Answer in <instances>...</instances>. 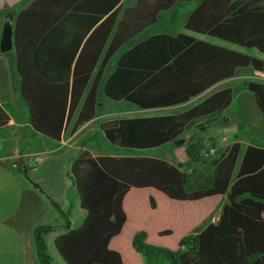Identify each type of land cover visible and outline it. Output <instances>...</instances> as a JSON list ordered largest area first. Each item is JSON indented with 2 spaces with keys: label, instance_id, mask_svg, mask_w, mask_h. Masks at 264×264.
<instances>
[{
  "label": "trees",
  "instance_id": "trees-1",
  "mask_svg": "<svg viewBox=\"0 0 264 264\" xmlns=\"http://www.w3.org/2000/svg\"><path fill=\"white\" fill-rule=\"evenodd\" d=\"M83 1L36 0L16 19L22 96L35 133L56 142L73 120L74 133L95 119L112 59L178 3L201 2L185 30L264 54V0H138L123 13L121 7L113 11L121 1L116 0L78 39L66 77L52 75L50 67L62 61H48V39ZM249 67L264 73V60L186 33L160 34L122 53L103 91L142 110L171 108ZM246 88L264 116V82L251 80ZM233 100L234 90L226 88L182 113L110 121L102 131L123 149H155L183 139L197 120L216 121ZM9 122L0 106V129ZM200 150L187 147L197 164L193 169L154 157L82 152L71 176L87 212L83 224L71 229L68 214L54 204L66 220V232L54 242L61 259L66 264H264V147L249 145L242 153L236 142L211 161ZM56 229L44 224L34 230L39 264L55 262L46 235Z\"/></svg>",
  "mask_w": 264,
  "mask_h": 264
},
{
  "label": "crops",
  "instance_id": "crops-1",
  "mask_svg": "<svg viewBox=\"0 0 264 264\" xmlns=\"http://www.w3.org/2000/svg\"><path fill=\"white\" fill-rule=\"evenodd\" d=\"M24 1L0 0V106L10 116L8 126L0 129V264H39L34 241L35 228L44 224L57 227L58 229L49 233L52 235L54 245L55 239L66 232L63 228L65 225L63 220L65 221V218L60 210L68 214L71 229H76L73 224L74 219L77 218V213L82 219L81 225L87 216V212L81 207L80 199L76 198L75 201L73 195V192L77 193V190L71 176V166L80 154L81 149H83L78 141L79 135L84 126L90 122L78 129L77 132L72 133L75 121L73 120L66 127L61 142L53 141L35 133L31 124L30 109L22 96V78L17 68L16 50L7 53L1 51L2 31L7 16L14 13L16 20L19 13L36 0H30L23 4ZM113 1L116 0H85L59 24L57 30L48 39L47 58L49 62L57 60L62 62H60L59 66H56V69L50 67V74H58L62 78L66 77L68 60L78 39L86 34L88 25L93 18L101 17L108 12L110 3ZM137 2L138 0H121L113 11L121 7L123 13L127 8L135 7ZM200 4V1L178 3L172 9L160 13L157 23L138 35L122 52L112 59L104 84L117 67L122 53L154 35L168 34L177 36L181 32H177L176 29L180 26L184 28L182 33L189 34L197 40H204L211 44L264 60V58L257 55V51H259L257 48H246L217 37L198 35L185 30V25ZM170 13H172L173 19L171 28H166V30H161V28L160 30L149 32L153 26L160 23L162 17H165L164 15L167 14L169 16L171 15ZM107 16L105 15L103 20ZM144 33L148 34L136 40ZM202 37L205 38L202 39ZM75 61L70 70V77ZM249 68H238L234 77L218 83L210 90L216 89L214 91L216 92L232 88L235 96V87L232 86V83L233 81L245 80V73L252 74V78H260L264 82V73L255 70L251 72ZM103 88L101 89L102 91ZM99 105L100 103H98ZM48 141L53 142L52 146L48 144ZM16 159L21 160L22 169L20 171L17 169L19 162L17 163ZM54 159L58 161L64 159V163L61 165L55 164L56 166H54L50 164V161ZM47 168L48 171L56 168V174L49 172V176L43 177L41 171ZM54 204H57L60 210ZM218 213L212 220L214 223L218 222L221 210Z\"/></svg>",
  "mask_w": 264,
  "mask_h": 264
},
{
  "label": "rangeland",
  "instance_id": "rangeland-1",
  "mask_svg": "<svg viewBox=\"0 0 264 264\" xmlns=\"http://www.w3.org/2000/svg\"><path fill=\"white\" fill-rule=\"evenodd\" d=\"M29 1L30 0H25L23 4ZM172 13H170L171 15L169 16H167V14L164 15L165 17H162L160 23L153 26L149 32L160 30L161 28V30H166V28L169 27L171 28V22L173 20ZM183 30V26L176 29L177 32L181 33L184 32ZM146 34L148 33L142 34V36H139L136 40L141 39ZM203 38L205 37H202V39ZM257 55L264 58V55L259 51H257ZM249 70L252 72L253 69L249 68ZM244 77L246 78L245 80L233 81L232 86L235 87L233 103L223 111L222 115L216 121L208 125H202L203 121L197 120L192 129L185 134V137L183 138L185 141L182 144L176 146L173 142L159 148L148 150H127L112 145L103 134L101 126L106 122L117 119L152 117L182 113L190 106L199 103L201 99L209 96L216 89L208 91L206 94L193 99L187 104L178 107L154 110H142L126 101L115 102L106 97L101 90L99 94L100 105L98 106L97 116L92 122L84 126L78 138L79 144L83 148L81 149L80 154L84 151H89L92 155L154 157L166 160L175 165L181 163L185 166V169H193L197 166V164L192 162L187 156V147L190 145H195L198 148L203 147L204 150L200 151L209 161L219 157L225 149L232 146L236 142H240L242 144V153L248 145L264 147V116L256 103L254 95L246 88V84L251 80H263L260 78H252V74L249 73H245ZM48 142V144L52 146L53 142ZM16 160L17 163L19 162L17 169L20 171L22 169V165H20L21 160ZM63 163L64 159L61 161H58L57 159L50 161V164H53L54 166H56L55 164L61 165ZM55 170L56 168H52L49 171L48 168L46 170L43 169L41 174L43 177L49 176V172L54 173L55 175ZM73 195L75 197V201L76 198L79 199L78 193L75 191L73 192ZM63 222L66 224V220H63ZM81 223L82 219L77 213V218L74 219L73 227L78 228ZM46 241L48 250L51 256L55 259L54 264H65L59 257L53 245L51 234L46 235Z\"/></svg>",
  "mask_w": 264,
  "mask_h": 264
},
{
  "label": "water",
  "instance_id": "water-1",
  "mask_svg": "<svg viewBox=\"0 0 264 264\" xmlns=\"http://www.w3.org/2000/svg\"><path fill=\"white\" fill-rule=\"evenodd\" d=\"M15 28H16L15 14L11 13L7 16L6 21L4 23V26H3L2 38H1V51L3 53H7V52H11L13 50H16ZM184 141L185 140H183V139H179V140L175 141L174 143L176 146H178V145L182 144Z\"/></svg>",
  "mask_w": 264,
  "mask_h": 264
}]
</instances>
